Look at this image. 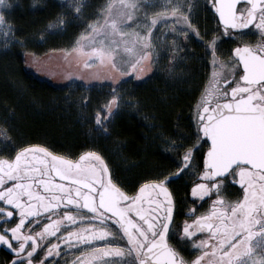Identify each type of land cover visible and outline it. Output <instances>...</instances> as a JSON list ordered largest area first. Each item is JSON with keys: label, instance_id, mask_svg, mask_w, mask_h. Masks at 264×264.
Masks as SVG:
<instances>
[{"label": "snow or ice", "instance_id": "obj_1", "mask_svg": "<svg viewBox=\"0 0 264 264\" xmlns=\"http://www.w3.org/2000/svg\"><path fill=\"white\" fill-rule=\"evenodd\" d=\"M207 3L218 27L201 35L189 0H167L153 13L147 10L156 6L153 0H105L69 50L78 66L113 73L95 124L106 131L127 103L115 74H137L145 60L155 62L162 37L172 35L167 47L178 51L194 33L212 67L195 107V128L187 143L166 141L175 150L174 170L132 192L96 150L64 155L29 144L0 155V245L11 256L4 264H60L65 249L79 255L64 264H264V0ZM11 7L0 0L5 39L12 33ZM65 7V16L79 17L84 0ZM66 23L57 17L56 25ZM249 33L258 37L255 43L244 39ZM222 36L235 44L226 59L218 55ZM196 155L202 164L193 169ZM185 174L195 179L185 182L178 200L170 184ZM230 187L237 192L226 195ZM180 203L189 218L177 224Z\"/></svg>", "mask_w": 264, "mask_h": 264}, {"label": "trees", "instance_id": "obj_2", "mask_svg": "<svg viewBox=\"0 0 264 264\" xmlns=\"http://www.w3.org/2000/svg\"><path fill=\"white\" fill-rule=\"evenodd\" d=\"M65 5V0H13L6 12L12 33L11 41L0 50V130L7 132L0 136V155L29 144L64 155L96 150L125 188L133 191L143 180L174 167L158 148V132L134 120L121 121L114 128L109 122L106 132L99 133L93 124V112L107 96L101 89L84 87V91L72 92L70 82L56 79L62 63L60 52L68 50L83 30L79 17L64 15ZM58 16L67 23L59 33H47V25ZM26 57L36 60L29 63ZM37 59L46 60L43 70L36 66ZM168 91L158 98L150 96L149 101L142 96L140 106L157 126H163L165 134L171 135L172 119L183 114L184 104L178 105L181 93L175 88ZM85 97L88 103H84Z\"/></svg>", "mask_w": 264, "mask_h": 264}, {"label": "flooded vegetation", "instance_id": "obj_3", "mask_svg": "<svg viewBox=\"0 0 264 264\" xmlns=\"http://www.w3.org/2000/svg\"><path fill=\"white\" fill-rule=\"evenodd\" d=\"M166 2L167 0H153V3L156 5L154 9H157L158 7L159 9L157 10L161 11L159 6L165 4ZM189 2L193 5L191 9L192 23L199 28L201 35H203L205 31L211 32L216 30L218 27V19L214 10L211 9L210 4L207 3V0H189ZM168 23L171 25L170 18ZM164 30L165 25H159L157 35L160 36ZM189 31L192 33L190 28ZM255 31L256 30L253 28L252 32ZM217 35H220V32H217ZM169 36L172 37V35ZM257 38L258 37L253 36L252 33H249L248 36L244 37V39L253 43H255ZM189 39L191 40L184 43V49H179V52L177 51L175 61L172 63L170 69L168 66H170L171 63L167 62V57L158 56L155 62H152L153 67H155L154 70L150 71V63L149 61L145 60L142 65L143 71H140L137 74L131 73L129 79L123 80L118 91L124 96V100L127 101V103H122L120 109L114 116H112L111 120L109 121L112 125V128H114L121 121L128 122L129 120H134L140 126H146L147 130L149 131L152 130L153 132H158V136H156L158 148L160 151H162L165 157L164 160H166L167 163H170V165H172L174 168L175 164L173 162V157L175 156V150L171 149L166 141H176L183 143L188 142L185 140V137L190 136L191 132L195 128V107L201 97L203 89L208 83L212 71L211 57L205 54V44L202 43L194 33L189 35ZM221 39L223 42L219 44L218 55L221 59H226L230 55V49L234 46L230 47L229 38L222 36ZM206 40L207 37H205V41ZM167 69L172 71V76H175L174 80H170L171 83L167 82L168 80L165 79ZM87 86L93 87L92 85ZM168 88H175V91L181 93L177 98V102L178 105L184 104L183 114L178 113L175 115L174 119H172L170 129L171 135L167 133L165 134L163 132V126H157L156 120H154L153 117H147L140 106V98L142 96L147 98L149 101L150 96H155V98H158V96H162L166 94V92H169ZM110 91L111 87L109 89V92ZM106 92V95H108V90ZM161 113L163 112L161 111ZM161 113L159 112V114ZM204 150L206 149L201 151ZM13 153L14 151L10 154ZM201 164L202 156L196 155V159L193 161V169H196ZM194 179L195 177H190L189 175L185 174L180 179L172 181L170 187L175 191L178 200L185 192V182ZM127 191L132 192L131 190ZM236 192L237 188L230 187L226 195L234 194ZM232 198H234V196ZM190 203L191 202H189V206ZM207 207L208 205L205 204L204 208ZM204 208L199 209V211H203ZM187 211L188 207L184 204L180 203L177 205L178 214L175 216L177 224H180L183 220L189 218L185 215ZM78 255V252L65 249L61 252L60 257L57 259L60 260V264H64L66 259H73ZM185 255L187 256L188 253H185ZM10 258L11 256L9 250L5 246L0 245V264H4V262Z\"/></svg>", "mask_w": 264, "mask_h": 264}, {"label": "rangeland", "instance_id": "obj_4", "mask_svg": "<svg viewBox=\"0 0 264 264\" xmlns=\"http://www.w3.org/2000/svg\"><path fill=\"white\" fill-rule=\"evenodd\" d=\"M12 1L13 0H9L11 5H12ZM65 2L67 4L69 2V0H65ZM104 3H105V0H84L85 7L83 8L81 15L79 16V18L81 20L80 22H83L82 32L85 31L87 24L90 21L94 20L95 14L100 11V9L104 5ZM154 7H149L147 9L148 12L149 13L157 12L158 11L157 9H159V8L157 7V9L156 8L154 9ZM52 25H55V26H52ZM61 27L62 26H60V25H56V21H55V22H52V23L47 25L46 32L49 34L59 33V31L61 30ZM182 27H183V25H182ZM188 31H189V29H188ZM81 33L74 39L72 45L69 47L68 50L60 52L61 58L59 60L62 62L61 66H64V67L60 66L59 69L56 70L57 75H55V77L57 80L63 78V80H65L66 82H70L72 92H77V91H82V90L84 91V90H86L84 87L87 88L88 87L87 85H92L94 87V89H96V90L101 89L102 92L106 96V94H107L106 91L108 90V92H109V89H110V84H109L108 80L106 79V77L107 78L112 77L113 73L108 72L106 69H98V67L96 65H94L91 69H84L82 66H78L75 63V55L72 51H69L70 49H73L75 42L81 36ZM161 39L163 42L160 43V46L158 49L159 57H163V56L167 57V62L171 63V65L168 66V68L170 69V67L172 66V63L175 61L176 53H177V51H173L171 48L167 47V45L171 44L173 36L170 37L169 35H167L166 37H162ZM190 40L191 39L188 38L187 40L181 42L180 49L183 50L184 49V43H186ZM10 41H11V34L9 35L8 39H5L3 36H0V50L5 49L6 44L9 43ZM25 59H29V63H33L36 60L34 58H31V57H26ZM47 60H48V58H47ZM43 61L46 62V60L37 59V62H36L37 65L36 66H38L39 68L44 66L45 62L42 63ZM60 68H62V69H60ZM154 68L155 67H153V64L150 63V69H151L150 71L154 70ZM166 68H167V66H166ZM41 69L43 70V68H41ZM54 70H55V68H52V69L50 68V71H54ZM166 71L167 72H166L165 79L168 80L167 82L171 83L170 80H174L175 76L174 75L172 76V71H170L168 69ZM115 75H116L117 79L124 80V79H129L131 73L125 74L122 78L119 77V74H115ZM72 88H74V89H72ZM95 112L96 111H94L93 113H95ZM93 124L96 127V129L99 131L100 134H104L106 132L101 127H98L94 121H93Z\"/></svg>", "mask_w": 264, "mask_h": 264}, {"label": "water", "instance_id": "obj_5", "mask_svg": "<svg viewBox=\"0 0 264 264\" xmlns=\"http://www.w3.org/2000/svg\"><path fill=\"white\" fill-rule=\"evenodd\" d=\"M216 17H217V19H218V14H216Z\"/></svg>", "mask_w": 264, "mask_h": 264}]
</instances>
